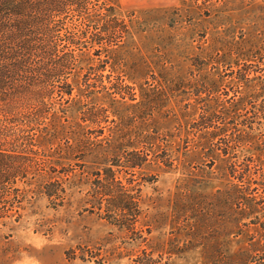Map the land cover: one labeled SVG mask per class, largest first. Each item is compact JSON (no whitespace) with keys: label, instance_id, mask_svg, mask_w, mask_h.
<instances>
[{"label":"rangeland","instance_id":"374dc122","mask_svg":"<svg viewBox=\"0 0 264 264\" xmlns=\"http://www.w3.org/2000/svg\"><path fill=\"white\" fill-rule=\"evenodd\" d=\"M214 1L103 0L129 34L91 87L86 69L69 78L72 96L55 99L37 138L67 170L65 200L31 192L0 220V264H132L148 246L103 219L90 192L110 158L144 147L150 162L132 179L155 257L243 264L264 252L227 175L248 158L264 170V0ZM98 61L89 52L80 67Z\"/></svg>","mask_w":264,"mask_h":264},{"label":"trees","instance_id":"16d2710c","mask_svg":"<svg viewBox=\"0 0 264 264\" xmlns=\"http://www.w3.org/2000/svg\"><path fill=\"white\" fill-rule=\"evenodd\" d=\"M192 1L205 6L218 3ZM106 3L0 0V220L21 208L31 192L61 204L65 200L66 189L58 175L67 170H59L60 161L39 145L38 133L46 129L43 124L49 119L55 99L62 101L65 96H72L74 85L69 78L86 69L85 85L91 87L90 80L104 77L108 58L102 59V55L129 34L127 23L116 17L113 7ZM89 52L99 61L81 68L82 57ZM149 162L150 151L146 147L114 155L103 169L92 174L91 202L109 224L125 232L134 243L148 246L132 264H172L171 254L167 257L163 252L155 257L150 241L139 227L143 210L132 178ZM262 171L248 158L231 164L227 175L240 182L238 208L243 220L249 221L243 226L253 228L264 241ZM18 184L34 185L36 189L22 190ZM254 184L263 187L261 193L252 188ZM146 233L150 235V229ZM243 264H264V252L250 256Z\"/></svg>","mask_w":264,"mask_h":264}]
</instances>
